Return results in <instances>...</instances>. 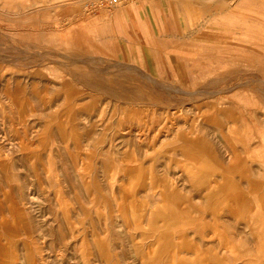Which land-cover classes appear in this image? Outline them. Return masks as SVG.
Segmentation results:
<instances>
[{
	"label": "rangeland",
	"instance_id": "obj_1",
	"mask_svg": "<svg viewBox=\"0 0 264 264\" xmlns=\"http://www.w3.org/2000/svg\"><path fill=\"white\" fill-rule=\"evenodd\" d=\"M0 264H264V0H0Z\"/></svg>",
	"mask_w": 264,
	"mask_h": 264
},
{
	"label": "crops",
	"instance_id": "obj_2",
	"mask_svg": "<svg viewBox=\"0 0 264 264\" xmlns=\"http://www.w3.org/2000/svg\"><path fill=\"white\" fill-rule=\"evenodd\" d=\"M139 9H142V6H139ZM138 17H136L135 19L137 20ZM139 20H142L141 17H139ZM228 167H233L232 166V161H230V164L228 165Z\"/></svg>",
	"mask_w": 264,
	"mask_h": 264
},
{
	"label": "built area",
	"instance_id": "obj_3",
	"mask_svg": "<svg viewBox=\"0 0 264 264\" xmlns=\"http://www.w3.org/2000/svg\"><path fill=\"white\" fill-rule=\"evenodd\" d=\"M112 1L116 2L117 0H112Z\"/></svg>",
	"mask_w": 264,
	"mask_h": 264
},
{
	"label": "bare ground",
	"instance_id": "obj_4",
	"mask_svg": "<svg viewBox=\"0 0 264 264\" xmlns=\"http://www.w3.org/2000/svg\"><path fill=\"white\" fill-rule=\"evenodd\" d=\"M170 216V215H169Z\"/></svg>",
	"mask_w": 264,
	"mask_h": 264
}]
</instances>
